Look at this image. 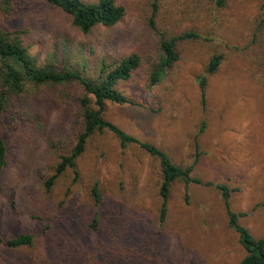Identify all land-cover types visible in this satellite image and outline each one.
<instances>
[{
    "label": "rangeland",
    "instance_id": "374dc122",
    "mask_svg": "<svg viewBox=\"0 0 264 264\" xmlns=\"http://www.w3.org/2000/svg\"><path fill=\"white\" fill-rule=\"evenodd\" d=\"M116 2L126 7L123 20L84 34L42 0L7 7L0 1V29L27 30L24 41L39 63L53 57L92 77L103 61L138 53L142 65L116 82L127 102H107L105 118L162 148L180 166L196 161L193 174L202 182H174L161 223L159 159L137 142L123 148L114 132L105 131L88 140L78 174L68 167L48 188L61 156L76 143L84 90L28 82L23 95L0 103L9 149L0 178V235L29 232L36 244L9 249L0 243V264H241L247 251L229 224L218 184L229 188L237 224L263 238L264 39L254 33L264 0H227L225 6L161 0L155 26L151 0ZM187 31L198 37L179 41V59L149 86V63L159 56L162 38ZM215 54L222 62L209 74Z\"/></svg>",
    "mask_w": 264,
    "mask_h": 264
},
{
    "label": "trees",
    "instance_id": "16d2710c",
    "mask_svg": "<svg viewBox=\"0 0 264 264\" xmlns=\"http://www.w3.org/2000/svg\"><path fill=\"white\" fill-rule=\"evenodd\" d=\"M0 1L2 4H6L7 7L18 3L20 0ZM42 1L63 11L71 18L72 25L84 34H89L98 25L112 27L122 21L126 14V7L117 3L116 0H98L95 2H85L84 0ZM160 1L151 0L153 10L151 23L154 26V17L159 11ZM226 1L216 0V3L218 6H225ZM25 33H27L25 29H16L8 32L0 29V103L2 101L6 102V100L9 101V97L13 94L23 95L27 90L28 82L35 87L44 84L63 85L65 87L78 84L84 90V93L78 96L82 126L77 134L76 143L68 154L61 156L55 174L46 182L47 187L50 188L55 179L68 167L74 168L76 174H78L76 170L77 159L85 151L90 137L96 132L112 131L120 139L123 148L130 143L137 142L148 153L159 159L162 178L159 188L161 197L160 222L163 223L166 220L173 183L183 182L190 184L202 181L193 174L196 161L186 167L180 166L173 162L168 153L162 148L147 142H140L136 137L105 118L107 102L120 104L127 102V98L116 88V82L119 79H129L132 76L133 72L142 65L141 56L134 52L121 57L112 64L103 61L98 76L92 77L72 63H57L53 57L47 58L48 61L44 63H39L38 59L30 52L29 45L24 41L23 34ZM254 35L264 39V12L261 13ZM196 37H198V34L195 31H187L180 35L164 36L162 38L159 56L150 60L149 63V86L159 83L168 67L179 59L178 42L183 39ZM221 62V54L213 55L207 66V72L209 74L214 73ZM206 80L207 78L204 77L200 81L203 91H205ZM8 156L7 141L0 130V178L8 166ZM218 188L223 192L226 201L230 217L229 224L241 234V241L247 251L241 260V264H264V237L255 239L247 228L237 224L239 214L232 211L229 207V188L223 184H218ZM93 192L96 200H99L100 195L97 185L94 186ZM260 205L264 206V201ZM97 224L98 217H95L92 221V226L96 227ZM109 234L113 236V234ZM114 235L113 238H118L117 233H114ZM35 238L36 236L32 233L21 232L6 238L0 235V243L9 249L33 247L36 244ZM108 260L111 261V258ZM39 261L38 259L32 264H37Z\"/></svg>",
    "mask_w": 264,
    "mask_h": 264
}]
</instances>
